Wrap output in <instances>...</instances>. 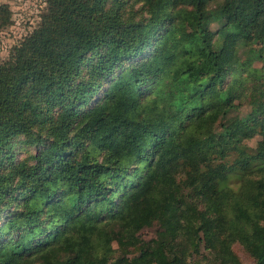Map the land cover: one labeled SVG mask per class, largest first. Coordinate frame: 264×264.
<instances>
[{"label":"trees","instance_id":"16d2710c","mask_svg":"<svg viewBox=\"0 0 264 264\" xmlns=\"http://www.w3.org/2000/svg\"><path fill=\"white\" fill-rule=\"evenodd\" d=\"M131 2L47 0L0 63V234L15 236L0 264H131L112 239L138 244L153 222L143 264H183L201 248L239 264L222 234L264 264V165L252 163L264 143L250 155L240 122H222L249 95L236 47L264 46V0ZM11 18L0 4V32ZM252 100L264 130V100ZM219 122L220 146L204 152ZM17 140L37 152L17 159Z\"/></svg>","mask_w":264,"mask_h":264},{"label":"rangeland","instance_id":"374dc122","mask_svg":"<svg viewBox=\"0 0 264 264\" xmlns=\"http://www.w3.org/2000/svg\"><path fill=\"white\" fill-rule=\"evenodd\" d=\"M134 2V1H132ZM130 0V3H132ZM0 4L8 5L11 12L12 18L10 24L3 28L0 32V63L8 60L10 53L16 45H18L26 36L37 29L41 23V17L46 12L47 0H0ZM221 28L219 22H212L208 26L206 32L217 33ZM238 57H240V62L244 63L249 61L247 64V70H253V74L249 75L246 79L243 88L239 91L243 93H249L246 99H238L234 101L235 105H238V109H235L228 113L225 119L222 121L224 125L231 122L238 121L242 125L245 131V136L242 138L240 143H236L237 147L246 151L250 155L256 156L258 150L264 143L263 128L259 124L260 115L255 114L253 106L250 103L253 101L254 97H260L264 100V46L254 42L251 44H244L239 42L237 45ZM153 49L150 50L148 55L152 53ZM248 75L247 71L246 74ZM234 78V74L231 72L227 76L224 82L225 85H229L230 81ZM110 80H105V85H108ZM105 90V89H104ZM104 90L100 92L98 97L92 103L93 106L98 103L104 96ZM222 122L217 123L213 132L204 139L201 145V149L204 152H212L220 146L222 140L223 130L221 128ZM21 141H16L17 154L16 158L21 159L28 154L36 153L38 150L37 146L22 145ZM44 143L41 147L45 146ZM218 155L213 154L212 157L216 158ZM236 159L235 152H230L227 156V161L233 163ZM253 167L257 168L264 165V160L257 159L253 160ZM238 171H235V175ZM232 184H235L237 180L232 177ZM199 208L204 210V205L199 204ZM6 215L0 216V226H2L7 217ZM160 231V224L158 222H153L151 226L142 229L139 234V243L130 244L128 239H124L119 242L117 237L112 239V243L115 249L113 257L126 258L131 264H143L140 257L139 248L147 243H151L157 240L158 233ZM221 238L224 239L227 244H229L233 255L238 260L239 264H254V258L247 252V250L238 242L233 241L227 235L222 234ZM44 239V237H43ZM15 241V236L13 232H6L0 234V246L3 244L12 243ZM41 242V238L39 239ZM15 243V242H13ZM34 246H29L28 250L22 255L23 259L31 258L34 255ZM182 257H186L183 264H218L215 257L207 252L204 248H201L200 252L197 254H191L190 251L181 254ZM32 264H52L47 263L43 260H37Z\"/></svg>","mask_w":264,"mask_h":264}]
</instances>
